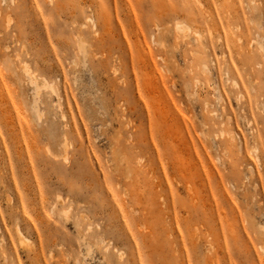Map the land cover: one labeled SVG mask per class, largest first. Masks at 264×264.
I'll use <instances>...</instances> for the list:
<instances>
[{"label":"rangeland","instance_id":"1","mask_svg":"<svg viewBox=\"0 0 264 264\" xmlns=\"http://www.w3.org/2000/svg\"><path fill=\"white\" fill-rule=\"evenodd\" d=\"M0 264H264V0H0Z\"/></svg>","mask_w":264,"mask_h":264},{"label":"bare ground","instance_id":"2","mask_svg":"<svg viewBox=\"0 0 264 264\" xmlns=\"http://www.w3.org/2000/svg\"><path fill=\"white\" fill-rule=\"evenodd\" d=\"M258 26L260 27V24H258ZM161 28V27H160ZM158 33V32H157ZM5 67H8V65H6ZM202 67L204 69H207V66L205 64L202 65ZM49 87L51 88V90L56 94L57 98L60 100L61 97H59V92H58V87L57 85H55L54 83H49ZM76 225H78L77 220L74 222ZM21 224H19L18 222L14 223V236L16 237L17 243L20 246H24L25 244L28 243L29 237L24 233V231L22 230Z\"/></svg>","mask_w":264,"mask_h":264}]
</instances>
